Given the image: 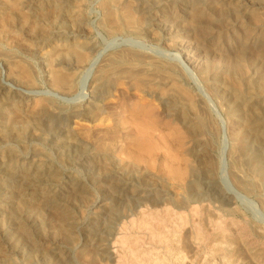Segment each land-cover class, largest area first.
I'll return each mask as SVG.
<instances>
[{"label":"bare ground","instance_id":"bare-ground-1","mask_svg":"<svg viewBox=\"0 0 264 264\" xmlns=\"http://www.w3.org/2000/svg\"><path fill=\"white\" fill-rule=\"evenodd\" d=\"M232 1L221 0L219 2L224 6H229L233 3ZM247 2L248 0H236L235 3L238 7L243 8L247 6ZM152 3L172 5L175 7L173 15L170 16L173 23H184L183 30L176 29L174 25L167 30L168 35H171L172 30H174V37H176L171 47L177 49L178 53H172L166 49L155 50L152 49L154 45H152L153 47H146V45L142 44L141 35L146 30L142 20L148 13L146 6ZM211 3L215 4L214 2ZM252 4L256 6L258 2ZM90 6H92L91 9ZM91 12L95 14V22L94 18H92L93 15L91 16L90 14ZM163 19L160 15V18L156 19L157 25L160 26L161 23L167 22ZM213 19L212 7L208 4L201 6L195 0H0V160L8 163L6 171L12 170L13 166L10 165L12 162L29 160L30 163L34 161L41 163L44 158L49 159V157H52L34 143L36 138H41L43 144L58 147L55 157L58 156L59 158L74 156L79 148L88 147V139H85L87 137L84 138L81 135H77L76 126L82 127V123H90L92 125H96V123L97 125L106 124V120L109 118L106 119L104 115L110 112V108L106 107L104 102L112 95L117 80L121 79L129 89H132V91L136 90L137 93L134 92V94L140 92L149 96H159L165 106L169 107L171 103L175 102V95H181V93L184 95L180 83L184 81L186 75L203 98V103L208 107V111H211L216 117L220 126L219 158L214 163L212 151L215 150L216 129L206 118V110L202 103L199 102L200 100L196 101L186 94L188 96L187 98L185 97L187 99L186 105L195 118H193V121L197 120V124H195L190 119L187 122L189 126H186V128L193 142L194 149L198 148V151H200L199 156L203 159L204 173L206 175V181L204 182L206 194L227 200L228 203L225 209L232 216L238 213L236 205L239 201L243 204H248L258 214L263 225L248 222L246 224H235L237 230L232 233L228 231L225 224L221 221H216L213 215L214 219H209L208 221H212L214 226L208 229L204 227L206 225L201 226L200 224L201 220L202 223H205L201 216V211L206 209L204 208L205 204H202L203 199L201 198L202 193L200 190L197 191L196 189L195 194L189 195L190 197L174 194L169 200V198L165 199L167 198L165 189H154L153 183L147 184L151 187L148 189H154L151 191L155 194V196L145 200V202H148L146 204L149 207L148 214L151 220H156L159 216L160 209L158 210V208L161 204L164 205V210L167 214L171 212L169 205L176 204L180 208L187 209L189 207V211L193 212L196 218V220L191 218L193 230L195 228L194 232L191 227L184 230L180 235L178 234L174 240L182 244L183 248H185L184 251L187 250L189 255H184V251L183 255H180L174 254L169 250V253L176 255L174 258L178 262H176L177 264H194L197 260L200 261V253L202 252L200 251V243L204 240L208 241L207 245L211 246L210 252L214 254V257L216 255L220 257L223 264H264V194L256 185L257 183L255 184L242 169L240 158L238 157L240 155L237 156L235 150L228 145V131L225 120L217 109L212 97L203 86L198 72H202L201 74L206 82L211 76L208 75V71H203L201 59L193 52L194 45L189 39L188 30L199 27V29L204 30L201 33H204L213 22ZM235 19L237 22L232 25L230 30L232 34L230 36L236 42L237 51H234L235 48L232 51L230 49L219 51L213 54L212 60L216 63L225 64L224 66L239 74L237 79H233L236 88L233 89L232 97L230 96L234 98V104L230 105L228 103L230 97L227 98V101L225 98L226 106L224 109L230 116L229 133L236 141L242 139L246 134L252 137V141L261 148L260 154L250 155V158L247 159L248 162L245 163H249L255 169H258L259 165H261L260 171L264 172V157H262L264 154V59L260 60V53L257 49L261 45L255 43L256 40H260L259 38L262 35L264 36V28L262 26L264 14H255L248 17L236 15ZM94 25L101 30L103 36L111 37L112 41L105 43L101 47L100 39L103 36L100 32L95 33L96 28ZM121 34L125 35L126 38L115 37ZM121 47L125 48L116 50ZM243 50L250 51V55ZM163 58L169 59L171 62ZM240 58L241 62L239 61ZM254 78H257L256 83H258L259 88L257 87L258 91L256 94H249L243 88L244 81L247 80L246 84H249L253 82ZM209 88L215 91L211 83H209ZM120 93L123 95V92ZM185 98L182 97V99ZM238 107L242 108L239 114L235 110ZM125 110L127 111L128 109L125 108ZM216 114L220 116L221 120L217 118ZM259 115L262 116L260 117ZM151 127L153 128L154 126ZM108 129L110 130V128ZM153 129L155 132L156 128ZM135 132L133 134L136 138L139 134L136 132V136ZM143 135L145 134L143 133ZM90 141L92 142V138L89 137ZM146 141L149 143V140L146 139ZM125 142L128 144L127 141ZM131 143L132 145L136 144L134 141ZM145 143L142 144L143 147ZM132 145L130 144L131 147ZM127 148L125 147L126 150ZM190 150L192 151L193 148ZM143 152L145 153V151ZM134 153L136 154V152ZM140 154L143 153L141 152ZM140 154L137 155L140 157ZM125 155L127 157V153ZM137 155L136 157H138ZM143 155L145 156V154ZM120 156L119 161L122 158ZM133 158L136 160L135 157ZM171 158L173 159V157ZM142 160L144 159L142 158ZM179 160L177 159V161ZM147 163L150 165L152 162ZM176 166L173 165L172 171L174 169L177 170ZM181 167L185 168L184 166ZM181 171L184 170L182 169ZM118 172L123 175L125 170ZM175 172L178 173L174 170L173 173ZM182 175L186 176L185 173ZM131 177L133 179L137 176L133 175ZM179 177L177 180L180 179L179 182H181L182 178ZM218 177L219 180L220 178L223 180L222 189L215 184ZM159 192L164 194L158 197ZM251 197L255 198L257 202L252 200ZM161 199L163 200L162 202ZM142 204L143 202L141 201L139 205ZM209 213L210 215L213 214L211 211ZM177 216H179L180 226L184 225V228H187L185 226V224L187 225V217L181 213L177 214ZM187 216L189 217L188 213ZM162 218L164 219V217ZM131 224L133 225L132 222ZM150 225L152 226V224ZM150 228L152 227L149 226ZM217 230L220 231L218 232ZM63 234H57V236H62ZM151 237L150 243H153L151 242ZM155 237H158L160 241H164L168 236H162L161 233H158ZM117 239L121 243L119 237ZM91 249H88V251L91 252ZM105 254L111 260L118 256L109 247L105 248ZM119 258L122 257L120 256ZM163 262H165V259L162 258L156 260L154 264Z\"/></svg>","mask_w":264,"mask_h":264},{"label":"rangeland","instance_id":"rangeland-1","mask_svg":"<svg viewBox=\"0 0 264 264\" xmlns=\"http://www.w3.org/2000/svg\"><path fill=\"white\" fill-rule=\"evenodd\" d=\"M219 1L221 0H195V2L201 6L205 4L210 5L212 7L214 19L204 33H201L204 30L199 29V27L188 30L189 39L194 45L193 52L201 59L203 71H208V75L211 76L206 82L201 74L202 72H198L203 86L212 97L217 109L225 120L228 131V145L235 150L237 156L240 155L238 157L240 158L242 169L255 184L257 183L256 185L264 194V172L260 171L261 165H259L258 169H255L251 167L249 163L246 164L250 155L256 153L260 154L261 148L252 141V137L249 134L244 135L242 139L236 141L229 133L230 116L226 113L224 107L226 106L225 103L227 98L230 96L232 97L233 89L236 88L233 79H237L239 74L231 71L228 67L224 66L225 64L216 63L212 60L213 54L219 51H225L226 49L232 51L234 48V51H237L236 42L230 36L232 34V31L230 32L232 25L237 22L235 19L236 15L248 17L255 14H264V0H248L246 3L247 6L243 8L237 6L235 3L236 0H233V3L229 6H224L220 4L221 2ZM254 2H258V5L255 4L256 6H253L252 3ZM91 8L92 6H90V9ZM146 10L148 13L142 20L146 27L144 34L141 35L142 44L146 45V47H153L152 45H154L152 49L155 50L166 49L172 53H178L177 49L171 47L176 37H174V30H172L173 32L171 35L167 34V30L173 25L176 26L175 28L178 30L184 29V23L174 24L175 22L173 23L170 17L173 15L175 7L167 5V3H152L146 6ZM90 14L91 16L93 15L92 18H94L95 22V14H92V12ZM160 15L167 22H163L159 26L157 25L156 19L160 18ZM94 26L96 28L95 33L100 32L103 36L101 30L96 25ZM262 26L264 28V23ZM115 37L126 38L123 34L116 35ZM111 39V37L104 35L103 38L100 39V46L102 47L105 43L111 42ZM259 39L260 40H256L255 43L261 45L258 46L257 49L260 53V60H263L264 36L262 35ZM122 48L125 47L117 48L116 50ZM243 51L250 55V51ZM164 60L171 62L169 59ZM239 61L241 62V58ZM256 80L257 78H254L253 82L249 84H246L248 82L247 80L244 81L243 88L249 94H256L258 91L259 86ZM208 82L212 84L215 91L210 90ZM115 86L110 96L111 99L108 97V99L105 100L106 102H104L105 106L110 108V112L104 115L106 119L109 118L107 119L108 125L106 120V124L104 123L105 125L82 123V127L76 126V134L84 138L87 137L85 138L86 140L88 139V147L79 148V150L81 149L82 151L77 150L78 155L75 154L74 156H65L62 158L58 156L55 157L57 153L56 150L59 148L53 145L49 146L48 144H43L41 138H36L34 143L38 145L39 148L41 147L42 150L48 152L52 157H49V159L44 158L41 163L35 161L30 163L29 160L12 162L10 165L14 168L12 167L11 171H6L8 163H4L0 160V264H154L156 260L162 258L165 259V262L160 264H177L178 262L174 258L176 255L169 253V250L174 254L183 255L185 248H183L182 244L174 240L178 234L180 235V233H183L186 229L192 227L191 230L194 232L195 228L193 230L192 220H196V218L193 212L189 211V207H187V209L182 207L183 210L177 204L169 205L171 212L167 214L164 210V205L161 204L158 208V210L160 209L158 213L159 216L156 220H151L148 214L149 207L146 206L148 202H145V200L155 196L151 190L156 188L165 189L167 192V198L165 199L169 198V200L174 194L190 197L189 195H192L196 189L197 191L200 190L202 193V196H200L203 199L202 204H205L204 208H206L201 211L205 214L203 215L201 213L205 223H202L201 220L200 224L201 226L206 225L204 227L208 229L214 226L212 221H208L209 219H214V217H212L213 215L216 221H221L225 224L228 231L232 233H235L237 230L235 224H246L247 222L262 224L258 214L253 211L248 204H243L239 201L236 205L238 213L232 216L229 215L225 209L228 203L227 200L206 194V188L204 186L206 175L204 173L203 159L199 156L200 151H198V148L196 150L194 149L193 142L186 128V126H189L187 122H189L190 119L193 121L194 118L186 105V98L190 96L196 101L200 100L199 102L205 107L206 118L216 129L215 150L212 151V157L214 158H212V160L214 163H216L219 158L218 148L221 139L220 126L218 120L211 111H208V107L203 103V98L199 95L196 87L186 75L184 81L180 83L184 95L182 93L181 95H175V102L171 103L169 107L165 106L157 95L149 96L141 94L140 92L136 94L137 91L129 89L121 79L117 80ZM120 92H123V95ZM134 92L136 93L134 94ZM181 96L186 98L182 99ZM231 97L228 103L233 105L235 101L234 98ZM125 108L128 110L126 111ZM235 110H237L239 114L242 108L238 107ZM216 116L221 120L218 114H216ZM259 116L261 117L262 115ZM120 117L124 118L121 119ZM192 123L197 124V120H194ZM150 125L156 128L155 132ZM114 126L116 127L115 129ZM108 128H110V130ZM134 131L139 134V136H137L135 132L136 138H139L137 140L133 134ZM143 133L145 135L142 136ZM89 137L92 138V142H89ZM146 139L149 140V143ZM125 141H127L128 144H126ZM133 141L136 142L135 145H132L131 142ZM144 143L145 146L143 147L142 144ZM125 147H128L127 150ZM192 148L193 150L191 151L190 149ZM143 151H145V153ZM134 152H136V154ZM139 152H142L145 156ZM126 153L128 158L125 155ZM119 154L122 156L120 161ZM137 154L141 156L139 157ZM136 155L139 158L136 157ZM133 157H135L136 160H134ZM171 157H173V159ZM262 157H264V154ZM142 158L146 160L144 161ZM149 159L151 160L149 161ZM177 159L181 161H177ZM147 162L152 163L148 165ZM102 163L104 164L102 165ZM172 164L174 166L178 164V167L176 166L177 170L174 169L178 172H175L176 175L173 173L174 170L172 171L174 168ZM129 165H131L130 168ZM169 168L171 169L168 170ZM181 168L184 171H181ZM124 170L125 173H123V175L118 172ZM181 173H185L186 176ZM133 175H136L137 179H132L131 176ZM176 176H180L179 178H182L183 181L181 180V182H179L180 179L177 180L178 177ZM222 182V178L219 180L218 177L215 184L218 188L222 189ZM149 183H153L154 189H148L151 188L147 185ZM163 194L164 193L159 192L158 197ZM251 199L256 201L253 197H251ZM141 201L143 204L139 205ZM162 201L161 199V202ZM2 210L4 211L2 212ZM207 210H210L213 214L210 215V211ZM179 213L187 217V225L185 224L187 228H184V225L180 226L179 216H177ZM14 215H16L15 218ZM191 216H193L194 219ZM205 216L207 217V221ZM162 217H164V219ZM150 224H152V226ZM149 226L152 228L149 229ZM217 231L219 232L220 230ZM158 233H161L162 236L167 235L168 237L164 241H160L158 237H155ZM57 234L63 235L57 236ZM118 237L121 243L118 241ZM150 237L153 243H150ZM207 244L208 241H201V259L200 261L197 260L194 264H198V262L199 264H223L220 257H217V255L214 257V254L210 252L211 246ZM106 247H109L114 251V254H118V256L111 260L107 254H105ZM88 249H91V252L88 251ZM4 251H6V253H4ZM186 254L189 255L187 250L184 251V255ZM120 256L122 258H119Z\"/></svg>","mask_w":264,"mask_h":264}]
</instances>
